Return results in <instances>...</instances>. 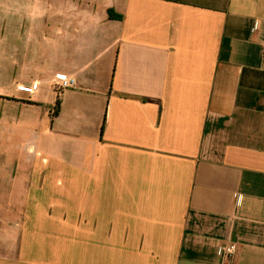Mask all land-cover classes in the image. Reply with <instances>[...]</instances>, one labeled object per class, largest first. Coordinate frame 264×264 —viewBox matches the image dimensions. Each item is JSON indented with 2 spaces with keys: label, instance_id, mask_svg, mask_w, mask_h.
<instances>
[{
  "label": "crops",
  "instance_id": "1",
  "mask_svg": "<svg viewBox=\"0 0 264 264\" xmlns=\"http://www.w3.org/2000/svg\"><path fill=\"white\" fill-rule=\"evenodd\" d=\"M9 8L0 264H264V0Z\"/></svg>",
  "mask_w": 264,
  "mask_h": 264
},
{
  "label": "built area",
  "instance_id": "2",
  "mask_svg": "<svg viewBox=\"0 0 264 264\" xmlns=\"http://www.w3.org/2000/svg\"><path fill=\"white\" fill-rule=\"evenodd\" d=\"M55 85L57 88L56 91L58 95H60V93L75 87L76 81L72 78L59 75L55 78ZM39 88H40V84L38 82H34L28 85L18 84L16 86L17 92L26 95L36 94ZM237 205L239 207L241 206V198L240 200L238 199ZM237 252H238V246L236 244H228L227 246H224L220 254L222 264H230L232 260L235 258Z\"/></svg>",
  "mask_w": 264,
  "mask_h": 264
},
{
  "label": "rangeland",
  "instance_id": "3",
  "mask_svg": "<svg viewBox=\"0 0 264 264\" xmlns=\"http://www.w3.org/2000/svg\"><path fill=\"white\" fill-rule=\"evenodd\" d=\"M10 0H0V33L8 31L10 28ZM6 5L1 7V5ZM9 37V35H7ZM10 42H5L0 48V83L4 86L9 87V70L10 68ZM1 46V44H0ZM2 88H0V94L2 93Z\"/></svg>",
  "mask_w": 264,
  "mask_h": 264
},
{
  "label": "trees",
  "instance_id": "4",
  "mask_svg": "<svg viewBox=\"0 0 264 264\" xmlns=\"http://www.w3.org/2000/svg\"><path fill=\"white\" fill-rule=\"evenodd\" d=\"M108 13H109L110 19H115V20H121L122 19V16L116 14L113 10H109ZM60 110H61V100L58 98L56 103H55L54 109H53L54 116H57L59 114Z\"/></svg>",
  "mask_w": 264,
  "mask_h": 264
}]
</instances>
